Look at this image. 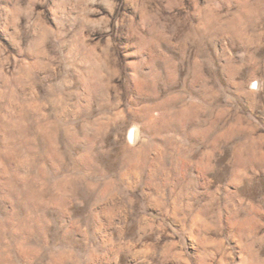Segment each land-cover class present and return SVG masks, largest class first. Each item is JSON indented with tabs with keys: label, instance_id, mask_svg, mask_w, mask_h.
Returning <instances> with one entry per match:
<instances>
[{
	"label": "rangeland",
	"instance_id": "obj_1",
	"mask_svg": "<svg viewBox=\"0 0 264 264\" xmlns=\"http://www.w3.org/2000/svg\"><path fill=\"white\" fill-rule=\"evenodd\" d=\"M53 2L0 0V114L20 127L2 128L0 116V264H200L215 236L181 246L174 233L195 232L201 219H183L185 206L224 203L228 191L264 209V20L216 19L208 35L217 39L193 45L161 8L155 28L121 53L142 15L168 0H142L153 8L138 11L81 0L87 9L56 19ZM184 2L193 24L215 16L214 0H197L200 15ZM68 15L83 28L72 53L47 35ZM177 174L199 181L195 202L174 195ZM238 212L248 223L249 205Z\"/></svg>",
	"mask_w": 264,
	"mask_h": 264
},
{
	"label": "clouds",
	"instance_id": "obj_2",
	"mask_svg": "<svg viewBox=\"0 0 264 264\" xmlns=\"http://www.w3.org/2000/svg\"><path fill=\"white\" fill-rule=\"evenodd\" d=\"M36 2L44 4L45 6L49 4V0H36ZM188 2L199 10L197 15L204 12V9H200L197 0H188ZM126 3L136 11L141 8H153L151 3H142V0H126ZM211 7L215 11V16L213 18H205L200 23L193 24L188 18L190 14L187 13L184 0H168V2L162 6H156L155 11H146L142 15L139 23L135 24V31L121 39L120 51L121 53H131L135 50L136 40H134L133 37H138L141 41L144 40L145 37L142 33L148 29L149 25H151L153 29L155 28L156 21L153 17L160 14L161 8L163 11L170 14L167 17H161V19H165L173 29H180L181 31L186 29L191 37L193 45L199 42L201 37H203L204 41L209 45L213 40L217 39L215 36L208 35L216 19H222L226 22L231 21L236 28L250 27L264 20V0H214ZM174 8L183 9L185 14L180 15L179 13H174ZM234 8L237 9L235 13L233 12ZM64 9H87V3H82L81 0H54L52 8L53 19H56L55 12L57 10L62 12ZM133 15H135V11ZM80 19L87 23L83 14ZM131 20L132 16H127L122 20H118L117 24L119 26L121 22ZM58 28L60 30L56 32L49 30L47 35L50 36L53 41H60L62 45L67 46L69 53H72L81 44L80 36L83 33V28L80 27L79 30H77V20L70 15L63 17L62 23H58ZM153 42L155 43V40H153ZM197 55H199V52H197ZM131 58L132 57L127 55L122 57L124 60ZM241 66H243V60ZM124 71L125 74H127L129 69L125 67ZM128 124L137 129L138 142L144 145L149 143L151 132L149 131L148 136L139 133L140 125L136 123L134 115L128 118ZM157 163L159 165L162 161H158ZM169 167H173L172 162H169ZM212 167L214 166H208L207 170L211 171ZM244 175L246 176L247 174L244 173ZM177 178L181 190L179 192H174V195L187 196L195 202L201 195L198 187L199 181L190 176L181 177L179 174H177ZM203 179L206 186L211 183L206 177H203ZM233 182L239 184L238 180L228 181L229 184ZM220 187L221 186H218L216 188L215 191L217 193L220 191ZM231 195L230 192L225 191L224 203L218 204L216 200L213 199L209 201L206 206L198 208L195 211L192 210L191 206H185L187 211L182 218L187 220L192 216L200 217L201 219L193 224L194 227L196 224H199V227L191 234L174 233V235L180 237L178 243L183 246L186 236L187 239L193 242H199L201 238L208 233L214 234L215 239L212 251L206 254V257L200 261V264H264V231H262L264 230V209L252 206L250 202H246L238 197L236 198L238 203H233L232 199H229ZM261 199L264 200V195L261 196ZM172 203L173 206H175L174 201ZM246 203L251 208V212L249 215V222L242 224L239 219L238 210ZM257 213L259 215H257ZM237 244L239 246V261L236 260L234 255V248ZM185 264H189V261L186 260ZM190 264H196L195 256L192 257Z\"/></svg>",
	"mask_w": 264,
	"mask_h": 264
},
{
	"label": "bare ground",
	"instance_id": "obj_3",
	"mask_svg": "<svg viewBox=\"0 0 264 264\" xmlns=\"http://www.w3.org/2000/svg\"><path fill=\"white\" fill-rule=\"evenodd\" d=\"M21 112V111H20ZM18 113V112H17ZM0 116L2 117V118H4V119H2L3 120V122H4V125L2 124L1 125V127L2 128H5L6 129V127H12L13 126V129L17 132V130H19L20 129V127L18 128V123H16L17 122V120L16 119H14V121L12 122V121H10V125H7V124H5V123H7V121L5 120V119H8L7 117H6V115H2V114H0ZM3 131H4V129H3ZM1 132V131H0ZM10 133V132H9ZM134 133V132H133ZM133 133H131V137L132 138H134V134ZM4 134V133H3ZM8 135V134H7ZM11 135V134H10ZM3 136V135H2ZM136 136V135H135ZM7 137V136H6Z\"/></svg>",
	"mask_w": 264,
	"mask_h": 264
}]
</instances>
